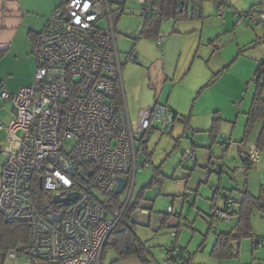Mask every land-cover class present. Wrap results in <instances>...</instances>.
I'll use <instances>...</instances> for the list:
<instances>
[{
    "label": "built area",
    "instance_id": "built-area-1",
    "mask_svg": "<svg viewBox=\"0 0 264 264\" xmlns=\"http://www.w3.org/2000/svg\"><path fill=\"white\" fill-rule=\"evenodd\" d=\"M59 1L33 44L36 72L32 84L14 94L4 89L0 92L4 101L13 103L9 137L0 146L4 159L0 213L9 223L28 226L24 259L29 264H101L110 235L124 221L131 205L136 176L147 164L138 161V142L146 141L154 132L170 135L177 117L168 105L154 103L131 120L127 106L124 110L119 106L116 85L120 83L122 88L123 62L117 23L128 0ZM186 3L193 5V1ZM137 4L144 16L158 13L149 0H137ZM215 7L222 18L226 0L215 3ZM235 14L238 26L246 18L258 22L251 13ZM260 19H264L263 13ZM167 35L159 33V47ZM127 37L134 44L138 41L136 34ZM126 62L139 63L134 47L126 54ZM3 128L0 123V130ZM187 132L192 134L190 129ZM230 144L224 139L221 146L226 150ZM244 149L246 164L238 169L242 174L262 165V150L256 143H247ZM184 157L194 161L196 153L187 150ZM208 170L206 178L219 172V166L210 164ZM90 171L92 177H88ZM119 177L126 178V187L131 182L122 209L118 201L109 199ZM71 193H76L74 202H54L56 197L66 198ZM185 196L193 202L191 192ZM221 199L223 208L217 206ZM237 203L232 195H216L209 214L230 224V212ZM133 215L151 213L137 207ZM171 235L176 237V231ZM254 245L264 248V238L256 239ZM169 252L178 256L172 264H187L186 258H179L177 244ZM10 259L22 258L14 252Z\"/></svg>",
    "mask_w": 264,
    "mask_h": 264
},
{
    "label": "rangeland",
    "instance_id": "rangeland-1",
    "mask_svg": "<svg viewBox=\"0 0 264 264\" xmlns=\"http://www.w3.org/2000/svg\"><path fill=\"white\" fill-rule=\"evenodd\" d=\"M200 1L203 8L201 19L184 21L170 19L161 23L159 31L170 34L164 38L163 45L159 47L156 39L141 36L144 24L143 8L137 4V0H128L125 12L117 23V30L121 36L118 46L123 64L126 62V54L135 47L139 65L131 62L124 64L122 88L120 83L116 85L117 98L121 109L124 110L125 105L127 106L131 120H136L139 111L155 100L164 103L168 98L180 104L184 112L181 113L183 117L190 118L192 112L193 124L190 129L194 131L197 142H208L210 152L215 157V164L219 166L226 157V161L232 166L233 174L230 169L227 171V179L229 174L232 175L233 182L228 179L231 183L228 189L232 191L234 186L237 187L236 182L241 189L244 182L242 175L235 172L242 166L237 167L240 158L238 159L231 151L225 150L221 144L219 149L215 139L222 138V141L228 139L232 149L246 138L249 141L255 138L254 132L259 121L252 125L249 134L246 129L248 114L258 93V86L254 81L255 73L264 62V22L256 25L247 21L248 25L244 23L242 27H235V18L228 20L224 13L227 20V24L224 25L215 8L216 0ZM228 4L241 12L252 11L257 17L264 13V1L228 0ZM130 34H136L140 38L135 46L133 40L127 37ZM171 35L173 41L168 46ZM27 68L24 61L16 63L9 59L5 64H0V85L8 90L9 86H16L20 83L19 77H23L22 73ZM260 96L264 101V88ZM11 109L10 103L0 99V123L4 127H7L12 119ZM216 116L219 119L215 123ZM176 127L173 135L154 132L149 135L147 143L137 144L138 161L140 163L147 161V164L136 176L131 204L137 200L156 171L161 172L163 176L162 185L145 191V199L141 206L154 207L149 211L153 219L150 226L148 223L146 225L148 227L143 228L144 226L140 225L143 219L136 218L137 237L142 242L150 239L151 246L157 247L153 248L156 251L155 264H169V256L161 241L166 242V238H156L160 231L154 230L153 226L158 219L169 213V207H174L176 213L183 211V216L176 219L177 225L180 223V226L176 225L169 230L179 231V237L174 241L167 236V240H170L169 246L177 243L179 247H183L186 250L185 256L192 259L191 264H264V249L254 248V240L264 238V218L259 213H254L252 216L253 239L233 243V256L222 259L211 256L217 236L232 231L236 221L232 220L231 225H228L224 221L211 218L209 207H195L184 203L183 196L186 194L187 181L190 177L193 176L197 180L201 171L207 175L209 170L199 165L200 160L202 162L201 151L204 150L192 146L190 135L185 134L178 144L177 138L181 137L185 127L180 122ZM4 141L5 132L1 131L0 146ZM187 149L195 151L198 157L197 163L185 159L184 153ZM3 164L4 160L0 155V176ZM247 173L250 187L255 185L254 191L259 192V182L264 179V169L255 166ZM213 178H217L216 174H213ZM214 182L208 180V184H203L202 189H210ZM130 190L131 182L122 194L116 196V201L121 205L126 203ZM189 192L196 198V192L192 189ZM231 195L237 200L241 198L237 191L229 196ZM174 198L176 202L173 205ZM198 199L202 200V195ZM173 215L171 218H175ZM5 264H29V262L25 259L9 258Z\"/></svg>",
    "mask_w": 264,
    "mask_h": 264
},
{
    "label": "crops",
    "instance_id": "crops-1",
    "mask_svg": "<svg viewBox=\"0 0 264 264\" xmlns=\"http://www.w3.org/2000/svg\"><path fill=\"white\" fill-rule=\"evenodd\" d=\"M187 1H193V0H187ZM220 1H222V0H216L215 3H218ZM259 1L263 2L264 0H259ZM59 5H60V1L59 0H58L57 3H56V0H0V52L1 51L5 52V56L0 61V64H5V62H7V60L10 59V60H13L16 63L17 62L22 63V61H24L25 64L27 65V67H28L27 69H25V72L22 73L23 77H19L20 78V83H18L16 86H9L10 87L9 90L7 88H4L2 85H0V92L2 91V89H4V90H7L9 93L14 94L20 88L25 87V86H29V85L32 84L33 79H34V75H35V72H36V62H35V59H34V57L32 55V48H33L34 39H35L36 35L44 29L48 19L51 16V14L55 11V9ZM193 5H194V2H193ZM228 5H229L228 4V0H226L227 9H226V11H224V13H225V16L227 17L228 20L235 18V27H242L244 23L248 25L249 23L247 21L253 23L250 18H246V19H244L243 24L238 26L237 25L238 17L235 14V11H238V10L234 9L232 5H230V6H228ZM192 6H190V7H192ZM248 13L253 14L252 11L248 12ZM217 14H218V10H217ZM253 15H254V18L258 19L257 24H263L264 19H260V16L257 17L255 14H253ZM220 19H223L222 24H224V25L227 24V20L225 19L224 14H223V17L220 18ZM242 29L245 30V28H242ZM165 34L169 35L170 33L167 32ZM171 41H173L172 35L168 39V43H167L168 46H170ZM136 54H137V58H138L137 51H136ZM138 60H139V58H138ZM125 63H129V62H125ZM124 64H123V66H124ZM137 65H139V63ZM0 99L3 100L1 97H0ZM4 102L5 103L8 102V103H10L12 105V109H11L10 113H11L12 119H13V103L11 101H4ZM154 103L166 104L178 116L180 115L182 117V119H186L187 118V117H183L181 115V113H184V112H183L180 104L177 103V102L171 101V98H168L167 102L165 101L164 103L155 100L149 106L153 105ZM190 114H191V117H192V112ZM191 117L189 118V120L186 119L187 120L186 124L183 123V121L180 122V123L184 124L185 128L182 131L181 137L177 138V141H179L178 144L180 143V140H182L184 138V135L188 134L187 130L190 129L191 124H193V121L191 123ZM11 120H10V122H11ZM186 126H188V127H186ZM263 127H264V123H263L262 120H260L258 125L256 126V129H255V132H254V137L255 138L253 140H250L251 142H253V143L257 142L258 138L260 137V134H261V131H262ZM6 128L7 127H4V129L0 130V132L1 131L5 132L4 144L6 143L7 138L9 137L8 129L5 130ZM190 130L192 131V134L190 135V138L192 137V139L190 141L192 146L195 149L204 150V151H201L203 153L202 156H201L202 162L200 160L199 165L201 166V168L204 167V169L208 170V166L210 164H214L215 163L214 162L215 161V157H214L213 153L210 152L211 148H209L208 142H206V141H203L201 143L197 142L196 138L194 137V131L192 129H190ZM147 141H148V139L145 142L147 143ZM221 141H222V138H220L218 140L215 139V144L218 146L219 149H220V144L223 142V141L222 142ZM250 141L248 143H251ZM204 144L206 145L205 147H204ZM187 150H191V149H187ZM227 150L231 151V153L233 155H235L238 159L240 158V161H239L240 163H238L237 167L240 166V165H242V166L237 168L236 171H235V172L240 173L238 171V169L244 167L245 164H246V161H245L246 152H245L244 146H240L239 143H238V145L234 146V148H232V149H231V146H229L227 148ZM261 150H262V165L260 166V168L264 169V165H263L264 164V140H263V143H262ZM227 155H228V153L226 154V156ZM189 162H196L197 163L198 162V157L196 156V160L189 161ZM2 167H3V165H2ZM229 169L231 170V174H233L232 173L233 172V170H232L233 168L226 161V157H225V159L222 160V164L219 165V172H214L213 173V174H216V177H217L216 179L213 178V174L212 173L210 174L209 178H206V175H204L203 171H201V173H199V178L197 180H195L193 178V176L190 177V179L187 181L186 193L189 192L191 189H192V191L196 192L195 196H196L197 199L195 198V202H194V206L195 207L203 206L205 208H207V207L210 208V204H211V202L213 201V199H214V197L216 195H220L222 197H225V196H229L230 194H234L236 191L239 192L240 195H241L242 192H248L252 196H257L258 195V193H259L258 190L256 192L254 191L255 185H252L250 187V182L248 181V173H246V174L240 173V175H242V179H243L242 181H244L242 189L238 187L239 184L236 182L235 185L237 187L234 186L233 190L229 191L228 188L230 187L231 183L228 181V179L230 178L231 181H232V178H231L232 175H230V174L228 175V179H227V171ZM1 172H2V170H1ZM208 180L209 181L213 180L215 182L212 185V187H210V189H206L205 188L203 190L202 189V185L203 184H208ZM263 180L264 179H262V181L260 180L261 182H259L260 183L259 184L260 187L262 185H264V183H262ZM189 187H192V188L190 189ZM260 187H259V189H260ZM188 188L190 190H188ZM200 195H202V200L198 199V197ZM241 199H242V195H241V198L238 201H241ZM173 200L174 201L172 202V204L174 205V203L176 202V198H174ZM183 201H184V203L189 204L185 200L184 196H183ZM141 204L142 203H140L138 207L145 208L148 211H150V210L152 211L153 208H154L153 206H147V205L146 206H141ZM217 206L219 208H223L224 207V199H221L217 203ZM236 206H237V204L234 205L232 207V209L235 208ZM182 212L183 211H180V213H176V211L174 210V207H173L172 208V215L175 214V215H173L175 218H171L170 220H168L166 225H165V228H162V223L164 221V217L165 216L163 218L158 219V222H156L155 225L153 226L154 230L160 231L159 234L156 236V238H158V237L159 238H162V237L166 238V242H163V240H161V241H162L163 245H165L164 248H165L166 253L169 256V259L171 257L169 249H170V247H172L174 244H177V243H173L171 246H169L170 242H168V241H170V240H167V236L169 238L173 239L174 241H175V239H178L179 235L176 234L177 237H172V235H171L172 232H170L169 229L172 228V227H175L177 225L176 219L178 218V216L180 218L183 216ZM166 215H168V214H166ZM176 215H178V216H176ZM137 217H140V218L143 219V223L140 224V225L144 226L143 228L148 227V226H146L148 223H149V226L151 225V222H152V219H153V215H151V216L133 215L131 219L136 223V225H137V222H136V218ZM232 220L236 221L235 222V225H236L237 220L235 218H232ZM225 223H227V222H225ZM228 225H231V224H228ZM235 225H234V227H235ZM179 226H180V223H178L177 227H179ZM252 227H253V225H252ZM149 241H151V240L148 239L147 241H144V242L147 243L148 247H150L152 264H155L154 261H157L156 258H155L156 251H154L153 248H157V247L151 246L152 244H150ZM179 248L181 250V255H180L179 258H187V259H189V264H191L192 259H190V258L185 256L186 250L183 247H179ZM262 249H264V248H262ZM211 256H213V255L211 254ZM205 258L207 260L209 259V257H205ZM114 259H115V254L110 251V252L106 253V255H105L104 259H103V264H111L112 261H114ZM205 262L207 263V261H205ZM117 264H142V263L136 258H130L128 260L119 262ZM169 264H172V262L169 261Z\"/></svg>",
    "mask_w": 264,
    "mask_h": 264
},
{
    "label": "trees",
    "instance_id": "trees-1",
    "mask_svg": "<svg viewBox=\"0 0 264 264\" xmlns=\"http://www.w3.org/2000/svg\"><path fill=\"white\" fill-rule=\"evenodd\" d=\"M149 1L151 2L152 6L158 11V13L156 15H148V16L143 15L144 24H143L141 36L145 38H149V39L153 38L157 40L158 35L160 33L159 28L163 21H167L170 19H174L175 21L195 20L198 18L201 19L203 17V8L200 4L201 2L200 0H193L194 5L192 6L191 10L189 8L190 6L186 3L187 0H149ZM139 39L140 38L138 37V41ZM4 56H5V52L1 51L0 61L4 58ZM254 81L258 86L257 89L258 93L256 94L253 100L251 111L248 114L249 120L246 129L248 130L247 131L248 134L250 133L252 125L255 122L262 120L264 123V101H262V98L260 96V93L264 88V62H262L258 67L255 73ZM176 117L177 119L174 124L173 132L176 128V125L179 122L183 121V123L186 124L187 120H189V118H186L187 120L182 119V117H179L177 114ZM218 119L219 118L216 116L215 123L217 122ZM173 132L170 135H172ZM263 140H264V127L261 131L260 137L256 142L260 150L262 147ZM248 142L249 140L248 138H246L244 141L240 142L239 145L244 146ZM143 143L144 144L146 143L145 140L142 141V144ZM162 177H163L162 173L156 171L152 180L138 195L137 200L127 207L124 215V221H121L116 226V228L114 229V231L112 232V234L110 235L107 241L101 259V264H103V259L106 253L110 251L115 254V259L114 261H112L111 264H117L119 262L128 260L130 258H136L142 264H152L150 247L147 246V243L142 242L137 237L136 235L137 226L136 223L131 218L133 216L132 215L133 211L139 206L140 203L143 202L146 193L145 191L151 190L157 185H162L163 184ZM241 195H242L241 201H238L237 206L231 209L230 212L232 218H235L237 220L235 227L229 233H221L217 236L216 244L212 251V255L216 258L222 259L233 256V248H232L233 243H240L244 239H253L254 232L252 227V216L254 213H259L262 217H264V185L260 187L257 196H252L248 192H242ZM184 198L191 206H194L195 198L193 199L192 203H190L186 199L185 195ZM109 199L116 201V195L111 194ZM123 205L124 204L122 205L120 204L118 208L122 209ZM171 215L172 212H169L168 215H165L164 221L162 223V228H165V225L167 221L170 220ZM210 217L212 218V216ZM178 218L180 217L178 216ZM176 234H179V231H176ZM29 236H30V230L26 224L9 223L0 213V264H5L6 260L10 258V254L14 252L18 253L19 257L24 259L28 251ZM254 248L256 249L255 245ZM170 256L171 257L169 261L171 262L176 261L178 258V256H172L171 253ZM187 264H189V259H187Z\"/></svg>",
    "mask_w": 264,
    "mask_h": 264
},
{
    "label": "water",
    "instance_id": "water-1",
    "mask_svg": "<svg viewBox=\"0 0 264 264\" xmlns=\"http://www.w3.org/2000/svg\"><path fill=\"white\" fill-rule=\"evenodd\" d=\"M79 176L82 177L84 180L87 181L86 177H84L83 171H79ZM93 171H90L88 174V177H92ZM127 180L124 177H119L118 178V185L116 186L114 190L115 195H120L123 193L125 187H126ZM76 200V193H71L69 194L66 198H59L56 197L54 199L55 203H67V202H74Z\"/></svg>",
    "mask_w": 264,
    "mask_h": 264
}]
</instances>
